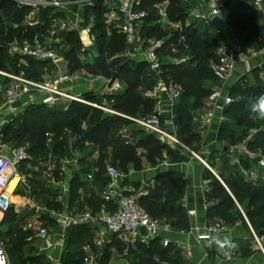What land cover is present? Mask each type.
Masks as SVG:
<instances>
[{"label":"trees","instance_id":"1","mask_svg":"<svg viewBox=\"0 0 264 264\" xmlns=\"http://www.w3.org/2000/svg\"><path fill=\"white\" fill-rule=\"evenodd\" d=\"M159 1H139L136 9L146 12L139 33L145 37L164 38L163 46L158 50L159 56L170 54L172 57H177L179 47L185 40L189 44L191 58L179 62H162L156 74L151 71L147 72L145 61L126 57L115 70L113 77L119 82L120 88L104 92L101 97L110 101L112 109L125 115H147L152 110V100L141 95L139 91L141 83L145 82L151 86L157 79L172 81L180 87L179 97L172 110V123L176 135L184 145L189 144L196 148L201 137L191 128L192 114L194 109L202 105L210 91L211 86L203 82H215L210 70V64L216 58L210 50L214 42L209 36L198 37L197 31L200 27H195L194 24H189L182 30L168 32L164 30L156 22L153 8V5ZM179 1L167 0L165 9L167 19L184 20L185 6ZM249 5V0H227L220 8V15L226 26L237 33V43L244 50L249 47L258 50L264 46V24L260 22L257 12L254 10L248 12ZM103 11L101 0H91V4H84L81 24H86L91 17L92 46L103 60H106L123 54L126 45L123 34L114 29L106 30L103 23ZM26 12L27 8H17L10 0H0V69L15 73L21 72L29 78L39 79L46 62L25 57L22 58V63H19L18 57H10L6 54L4 44L12 40L28 41L34 34H44L50 18L60 16L62 13L53 11L50 7L41 8L39 22L28 26L23 24ZM5 21L7 25H4ZM205 25L219 31L209 22ZM56 36L59 41L53 45L58 48L66 61L68 71L83 69L86 72L98 74L91 61L82 63L79 60L81 45L75 30H63ZM179 36L183 37V41L178 40ZM171 48L175 51L171 52ZM261 75L264 76V61L259 66L243 73L228 87L227 93L231 97V102L222 109V120L215 133V140L221 146L231 147L246 138L244 143L246 151L256 153L257 157L249 159L242 154L238 156L237 163H234L227 174L221 172L218 174L223 185L207 170L204 173V179L207 180L208 191L214 201L205 208V217L217 219L228 227L239 222L249 230V233L252 231L256 235L260 240L261 248L264 249V178L252 180L245 178L243 174L244 170L256 164L258 158H261L264 163V120L248 118L250 105L259 95L264 94V78ZM81 95L93 102L98 99L90 92H82ZM128 125L133 124L125 117L103 114L90 105L68 101L50 106L28 104L0 130L6 142L13 141L15 146L26 147L30 156L29 161L41 160L47 155L63 156L69 149L64 136L61 139L49 138L45 136V133L51 135L56 131L67 130L73 135L74 141L91 145L96 150V158L87 162L83 168L80 167L69 178L67 205L77 203L76 210L85 205L95 212L102 206L108 211L114 207L112 203L105 202L98 195V189L107 182L103 175L105 160H108L120 172H126L129 166L134 170H140L145 165H155L163 151L171 159L176 158L173 151L165 144L160 143L154 136L145 133L140 128L136 133L131 134L130 140L125 143L124 136L118 134L117 131ZM249 130L253 131L247 135ZM219 152L225 157L230 154L223 152L221 148ZM90 167L93 169L92 176L87 181L85 173ZM19 169L21 172H26L24 163L19 165ZM51 173L56 179L58 170ZM79 188H84L85 196L82 201L77 202ZM183 192L184 184L178 180L177 174L173 171H165L155 176L153 187L148 193L137 197V202L150 216L167 222L172 230H183L189 226L184 208L179 204ZM35 201L42 204L47 202L45 197L40 196H36ZM62 209L66 210V208ZM17 217L18 214L12 208L6 212L1 224L0 236L6 240V251L11 264H33L37 262L36 257L22 253V249H29L24 246L28 241L30 230L22 228L19 224L20 219L17 220ZM42 220L48 222L51 218L43 216ZM96 230L97 226L90 223L69 225L60 257L62 264H83L85 254L81 247L92 240ZM132 246L134 247H128L127 250L138 253L140 264H189L181 259L178 248L171 243L162 246L158 238H153L146 244L135 240ZM246 246V243L239 246V253L242 256L251 253ZM122 247L123 243L118 238L104 243L100 250V260L107 262L111 248L121 252Z\"/></svg>","mask_w":264,"mask_h":264},{"label":"built area","instance_id":"2","mask_svg":"<svg viewBox=\"0 0 264 264\" xmlns=\"http://www.w3.org/2000/svg\"><path fill=\"white\" fill-rule=\"evenodd\" d=\"M17 8H27V12L23 17V24L32 26L39 22V11L41 8L50 7L53 11L61 12L60 16H53L49 20L48 27L44 34H34L30 40L17 42L12 40L4 44L6 54L10 57H18L19 61L22 58H31L36 61L46 62L42 68V74L39 79H32L25 76L23 73H15L9 70L0 69V129L8 123L13 117L19 114L24 106L28 104H44L47 106L56 103H65L68 101H76L84 103L108 114L119 115L125 117L140 128L145 133L151 134L160 143H163L170 150L184 149L191 156L198 159L205 167L212 171L204 159L197 153L188 149L177 137L175 127L172 123L173 106L180 94V87L172 81H164L157 79L148 89L143 91V96L152 100V110L147 115L129 116L120 113L111 107L103 108L98 103L85 99L81 93L72 90L73 84L85 77L88 73L83 70L68 71L66 61L56 48L54 43L59 41L56 36L63 30H75L81 45H92L93 38L90 32L91 17L86 24H81L82 6L80 0H10ZM140 0H101L104 7L103 23L106 30L114 29L124 35L125 57H132L134 54L141 55V60L145 61L149 71L158 73L159 69V54L158 50L163 46L164 38L156 39L154 37H145L139 33V28L142 24L146 12L142 9H136ZM227 0H207L206 3L198 4L188 14L194 18L201 20L203 23H208V16L211 13H216V8L220 13L222 4ZM250 7L257 13L264 15V0H249ZM77 4L76 8L71 6ZM86 4H91V0H87ZM167 0H160L153 5L156 22L158 24H170L166 16ZM13 27L15 25H12ZM83 38L90 39L85 44ZM179 41H183V37L179 36ZM82 48V47H81ZM86 51V50H85ZM175 49L171 48V52ZM247 49H243L239 43L235 42L231 46L224 48H214L212 53L215 55V60L210 64V70L215 79V84L211 86L209 93L204 99L205 110L198 120L197 128L204 129L210 125L213 120L218 122L222 120V109L231 102V97L225 90V81L235 67L237 61L244 64L245 72L250 70L247 63ZM254 54L264 53V46L253 51ZM79 60L82 61L85 56H90L88 52L80 53ZM122 55V54H121ZM178 58L174 57L171 62H179ZM95 78L101 80L102 91L110 92L120 88V84L116 80H112L109 85L96 74ZM86 79V78H85ZM124 142L129 140L125 137ZM246 138L241 142L232 146V153L245 155L249 159L257 157L256 153L246 151L244 143ZM162 162L166 159V154L163 151L161 154ZM30 159L23 145H8L4 140V136L0 130V229L6 212L10 208H14L16 204L14 198L19 191V188L25 184L26 175L20 171L19 165ZM231 163H237V159H231ZM256 165L264 168V163L261 158H258ZM92 168L85 173V179L90 180L92 176ZM49 170L45 168L44 174L46 177H51ZM213 173V171H212ZM215 175V173H213ZM244 177L255 179L254 172L249 168L243 171ZM104 177L107 182L99 189V197L105 202H110L114 205L111 211L101 207L99 210L92 212L91 210H83L78 214L58 215L61 222L62 230L71 224L76 223H99L103 232L107 235H113L119 240L146 244L153 238H158L162 246L167 245L171 241L167 237L160 236V233L174 232L170 225L162 219L150 216L145 209L138 204L137 194H124L123 189L119 184L121 172L112 165L108 160L104 161ZM216 176V175H215ZM219 182L222 181L216 176ZM18 190V191H17ZM183 198V196H182ZM22 205L32 213V216L27 220L23 228L34 231L36 237L41 242H46L48 238L47 228L41 219V210H45L44 206L33 201L31 197L22 196ZM52 212L46 213L48 217H52ZM187 215L193 214V210H187ZM245 222L247 223L245 217ZM248 225V223H247ZM228 226H225L217 219L204 225L202 231L188 226L187 229L176 230L179 233L194 232L195 241L198 243L205 235H210L218 232H225ZM255 246L262 251L260 240L251 231ZM60 247L61 243H55ZM47 243L46 246H48ZM185 255L190 254V249L187 245L177 244ZM87 245L81 248L84 250ZM264 257V255H263ZM44 259L49 264H60L59 254L55 255L51 251L46 252ZM264 259V258H263ZM85 260V257H84ZM0 264H11L6 251V240L0 236Z\"/></svg>","mask_w":264,"mask_h":264},{"label":"rangeland","instance_id":"3","mask_svg":"<svg viewBox=\"0 0 264 264\" xmlns=\"http://www.w3.org/2000/svg\"><path fill=\"white\" fill-rule=\"evenodd\" d=\"M87 0H80L79 4H86ZM207 0H180L184 6H185V12L186 16L184 20L180 21H171L168 19L170 24H163L161 27L166 30L167 32L170 30H182L184 27L188 26L189 24H194L195 27H200V29L197 31V36L202 37L203 35L209 36L214 44L211 47V52L214 48H224L226 47V40H230V38L234 39L237 42V33L234 32L232 29L227 28L226 32L224 33L222 31H216L213 30L212 28L206 27L205 23H203L201 20L194 18L188 14L190 10H192L195 6L198 4L202 5L206 3ZM77 4H74L71 6L72 9L76 8ZM251 10V7L249 5L248 7ZM258 16L262 19V23L264 24V15L261 13H258ZM4 25H7V22H4ZM203 29H206L204 32H200ZM204 33V34H202ZM85 41V44H87L90 39L83 38ZM80 41V40H79ZM93 45V42H91ZM81 45V43H80ZM85 53L87 50V46L81 45L80 46V53L82 52ZM60 48V47H59ZM79 53V56L81 55ZM137 54H134L132 57H127L133 60H138ZM191 51L189 48V44L187 41L184 40V43L181 44L179 47L178 51V58L179 60H186L191 58ZM110 58H107L106 60H109ZM174 57H172L170 54L169 55H163L159 56L158 62L159 64L162 62H171ZM82 63L85 62H90L91 57L90 56H85L83 59H81ZM19 63H22L19 61ZM149 69L147 68V72ZM146 72V71H145ZM19 73V72H18ZM85 77L90 81H88V84L94 82V86H91L92 90L86 91L90 92V94H94L96 98H98L95 103H98L101 107L103 108H109L110 107V101H107L101 97V95L104 93L102 90V82L101 80L95 78L96 74L89 73ZM44 74L43 72L41 75ZM82 80V79H80ZM80 83V81H77L74 83L75 84ZM89 86V85H88ZM150 86L148 83H141L139 87V91H141V95H143V91L148 89ZM93 107V106H91ZM96 108V107H93ZM98 109V108H96ZM101 111L103 114H108L107 112L98 109ZM15 128V127H14ZM139 129L136 128L133 125H128L126 127L119 128L117 133L129 137L131 134H134L138 131ZM253 130L247 131V135L251 134ZM45 136L51 138V137H57L61 139V137H65L67 140V144L69 146V149L65 152L63 156L59 157H52L51 155H47L44 159L41 160H35V161H27L24 163V169H26V172L24 173L26 175L25 179V184H23L22 187L19 188L18 193L16 194L17 196H28L35 201L36 196L45 197L46 198V204H42L45 208L46 211L41 210L40 216H46V213L52 212V217L51 221L44 222V226L47 228L48 231V238L46 242H41L38 240L36 237V234L34 231L30 230V235L27 238V243L25 244L24 248H29V249H22V253L26 254L28 256H35L36 261L33 264H49L47 260L44 259V255L46 252H48L50 249L56 248L60 250L59 254V260L60 257L62 256L63 248H64V241H65V235H66V226L63 230L61 227V222L59 221L58 215L61 214V209L66 208V210L70 211L71 209H74V212H71L72 215L78 214L82 212V209L76 210V204L73 203V205L68 206L67 205V200L69 199L68 194L64 190L67 188L68 180L69 178L80 168L87 163L91 162L96 158V150L89 144L87 143H80L78 141H74L73 135L70 134L69 131H64V132H59L56 131L52 133L51 135L49 133H45ZM74 142V143H73ZM13 141H8V145H13ZM189 149H191L194 152H197L198 148H195L192 145H187L185 144ZM233 146V145H232ZM231 146V147H232ZM210 157L212 160H208L206 163L209 166V168L215 173V175L220 179L218 174L221 172L222 174H227L229 170L234 166V163H231L230 160L237 158L238 156H241L239 153H232L230 157H225L223 156L219 150H211L209 153ZM45 168L48 169L50 174H52V171H57L58 170V175L56 179L51 175V177H46L44 174ZM210 174H212L210 172ZM213 175V174H212ZM214 176V175H213ZM216 176H214L216 178ZM218 180V179H217ZM221 180V179H220ZM146 190V189H145ZM147 193V190H146ZM144 195V194H143ZM18 198L15 197L14 201L17 202ZM27 214L26 212H22L18 215L17 220L20 219L19 224L22 226L26 221ZM97 224V223H94ZM98 225V224H97ZM115 236L113 235H107L101 232H98L92 240L85 244L87 245L86 248L82 251L85 254V260L83 264H140L138 261V253L136 251H129L127 250L128 247L133 248L134 246L132 242L129 241H123V247L121 248V252L115 250V248H111L110 251V256L109 260L107 262H102L100 260V250L102 248V245L104 243H108L111 240H114ZM252 238V236H250ZM59 241L61 243L60 247H58L55 243ZM47 243H49L48 246ZM27 251V252H26ZM15 264V263H14ZM60 264H62L60 260Z\"/></svg>","mask_w":264,"mask_h":264},{"label":"crops","instance_id":"4","mask_svg":"<svg viewBox=\"0 0 264 264\" xmlns=\"http://www.w3.org/2000/svg\"><path fill=\"white\" fill-rule=\"evenodd\" d=\"M247 10L248 12H250L252 9ZM259 20L260 22H262L261 18ZM227 28L228 27L226 26L224 29L219 31L227 33ZM235 42L236 41L234 39L230 38V40H226V46H231ZM247 50V63L250 68L259 66L264 61V53L254 54V49L252 47L247 48ZM136 56H138V60L141 59V55L137 54ZM243 73H245L244 64L241 61H237L234 69L225 81V90H228V87L234 81H236ZM262 78H264V76H262ZM81 79L82 80H78L80 81V83H76L75 85L73 84L72 90L75 92H86L92 90L90 85L94 86V82L93 84H88V81L90 80L85 78ZM203 84L213 86L215 82L204 81ZM204 110L205 102L203 100L202 105L193 110L191 128L194 132H197L201 137V140L198 142V145H196V148H198L197 153L204 159L205 162H207L208 160H212L209 155L210 151L219 150L221 148V144L215 140V133L219 124L216 119V116L213 122L206 128H197V122L203 114ZM192 144L195 145L196 143ZM231 150L232 147H229L230 154L228 157L231 156ZM173 154L176 156L175 159H171L166 154V159H164V163L162 162L161 157L155 165H145L140 170H134L131 166H129L126 172H121L119 184L122 187L123 192H126L128 194H137V197H139L143 194H146V190L148 193L149 189L153 187L156 175L165 171L175 172L177 174L178 180L182 181L184 184V192L182 195L183 198L181 196V198L179 199V204L184 208L186 217L189 222V226L192 228H196L198 231L201 232L204 225L214 219H208L205 217V208L208 205H211L214 201L208 191L207 180L204 179V173L206 170L211 173L212 171L205 167L198 159L191 156V154L187 150H174ZM250 169L256 175L255 178H264V168H260L256 164H254L250 167ZM65 192L67 193V188L64 190V193ZM84 196V188H79L77 202L82 201ZM16 197L18 198V200L15 203L19 205H15L13 210L18 215L22 212H26V221L29 220L32 216V213L28 211L25 207H23L22 197ZM80 209L90 210L85 205H83ZM187 210H193V214L187 215ZM74 211V209H71L70 211L66 210L67 213H71ZM90 224L97 226V230L94 236H96L98 232L104 233L99 223H97L98 225L94 223ZM250 234L251 232L249 233V230L243 227L239 222H236L233 225L227 227L225 232L210 234L212 236L218 235L221 237L229 236L234 241L237 247L231 250L230 255L222 254L216 249L215 245L209 246L210 242L205 237L200 239L197 243L194 238V232L179 233L174 231L170 233H160V236L167 237L171 241L170 243L173 244L176 248H178L181 259L189 264H264V249L260 251L255 246L253 242V237L250 238ZM179 243L185 244L189 247V255H185L183 253V251L177 245ZM244 243H246V247L251 250V253L247 256H242L239 253V246ZM49 251H51L55 255L60 254V250L56 248L50 249Z\"/></svg>","mask_w":264,"mask_h":264},{"label":"water","instance_id":"5","mask_svg":"<svg viewBox=\"0 0 264 264\" xmlns=\"http://www.w3.org/2000/svg\"><path fill=\"white\" fill-rule=\"evenodd\" d=\"M208 22L217 30H222L226 27L224 19L221 17L220 13H211L208 16ZM88 54L91 57V62L96 68L98 75L101 79L105 81L106 85H109L114 77L115 70L123 63L125 60V55H118L110 58L109 60H103V58L97 53L92 45H89ZM221 150L223 152H229V146L222 145ZM66 214V210L62 209V215Z\"/></svg>","mask_w":264,"mask_h":264},{"label":"clouds","instance_id":"6","mask_svg":"<svg viewBox=\"0 0 264 264\" xmlns=\"http://www.w3.org/2000/svg\"><path fill=\"white\" fill-rule=\"evenodd\" d=\"M217 14H219L216 8ZM249 119L264 120V94H261L257 99L250 105L249 108ZM205 238L210 242L209 246L215 245L216 249L224 255H230L231 250L235 249L237 245L229 236H212L205 235Z\"/></svg>","mask_w":264,"mask_h":264}]
</instances>
